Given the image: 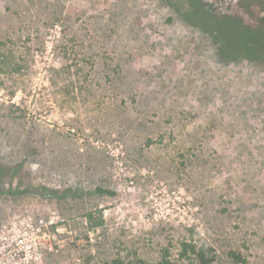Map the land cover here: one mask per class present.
<instances>
[{"label":"rangeland","instance_id":"374dc122","mask_svg":"<svg viewBox=\"0 0 264 264\" xmlns=\"http://www.w3.org/2000/svg\"><path fill=\"white\" fill-rule=\"evenodd\" d=\"M240 56L165 0H0V264L185 239L264 264V62Z\"/></svg>","mask_w":264,"mask_h":264},{"label":"trees","instance_id":"16d2710c","mask_svg":"<svg viewBox=\"0 0 264 264\" xmlns=\"http://www.w3.org/2000/svg\"><path fill=\"white\" fill-rule=\"evenodd\" d=\"M186 22L199 27L212 37L218 54L226 60H234L240 55L264 62V0H229L225 5L213 0H165ZM6 172L0 164V180ZM97 192L116 195L113 190L97 187ZM91 229L102 227L105 219L102 210L89 211L85 215ZM195 232V230H193ZM229 256L238 264L247 259L238 251L232 250ZM217 257L213 245L195 240H183L179 261L172 259L170 249L165 248L161 258L149 262L134 257L131 264H215ZM122 258L114 263L124 264ZM86 264H93L88 259Z\"/></svg>","mask_w":264,"mask_h":264},{"label":"built area","instance_id":"2783aa9c","mask_svg":"<svg viewBox=\"0 0 264 264\" xmlns=\"http://www.w3.org/2000/svg\"><path fill=\"white\" fill-rule=\"evenodd\" d=\"M54 220H52L51 222H53Z\"/></svg>","mask_w":264,"mask_h":264}]
</instances>
